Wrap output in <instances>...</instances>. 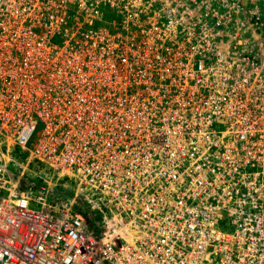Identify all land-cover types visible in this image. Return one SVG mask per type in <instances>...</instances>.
<instances>
[{
	"label": "built area",
	"instance_id": "2783aa9c",
	"mask_svg": "<svg viewBox=\"0 0 264 264\" xmlns=\"http://www.w3.org/2000/svg\"><path fill=\"white\" fill-rule=\"evenodd\" d=\"M215 1L0 0V264H264V0Z\"/></svg>",
	"mask_w": 264,
	"mask_h": 264
},
{
	"label": "rangeland",
	"instance_id": "374dc122",
	"mask_svg": "<svg viewBox=\"0 0 264 264\" xmlns=\"http://www.w3.org/2000/svg\"><path fill=\"white\" fill-rule=\"evenodd\" d=\"M210 4L214 7L217 5L215 0H210ZM241 2L243 4H247L248 2L246 0H241ZM225 11H223L222 13H224ZM103 15L101 17V19L96 21V25L101 28L106 30L107 28L110 29L111 31L114 30V32H117L118 30H116L117 27H115V20H117V16H116V12L113 10H108V7H106L103 11H102ZM229 15V18L231 19L228 23H226V25H224L223 27V33H224V37L225 39H223V42L220 44V47L223 51V53H227L229 51L232 50V48H235V44L234 42V37L238 36V37H244L243 35H252V36H259V34L261 35L262 33H264V24L260 25L259 28H255L253 26H249L245 25H239L238 24V19H242L241 17V13L238 12H230L227 13ZM258 14V13H257ZM257 14L255 13V15L253 16V21L254 19L257 17ZM116 16L115 19H113V16ZM88 18L90 16H87ZM100 15H97V18H99ZM252 17V15H251ZM261 18L259 19V21L262 23L264 22V13L262 14L261 11ZM88 28V26H87ZM227 35V36H226ZM264 62V61H263ZM45 167V166H44ZM11 168L14 171H20V169H18L15 165L11 164ZM27 175H29V177H31V179H36L37 183H40L41 178H39V175H42L44 177V179H48L49 181L51 180L52 183H55L58 186V183H60L59 188H61L63 190V194L67 195H71L72 192L75 190L73 185L70 184V182L66 179H60L58 180V175L56 173H54V171L48 169V168H43L42 164H38L37 162H33V164L31 165V168H29L28 170L25 171V174L23 175L22 178V185L24 186L25 184L28 185V183L30 182V178L27 177ZM61 183H65V187L62 188V184ZM32 207L35 208H39V206L34 203L31 202L30 203Z\"/></svg>",
	"mask_w": 264,
	"mask_h": 264
},
{
	"label": "crops",
	"instance_id": "0c3cea01",
	"mask_svg": "<svg viewBox=\"0 0 264 264\" xmlns=\"http://www.w3.org/2000/svg\"><path fill=\"white\" fill-rule=\"evenodd\" d=\"M26 185V184H25Z\"/></svg>",
	"mask_w": 264,
	"mask_h": 264
}]
</instances>
